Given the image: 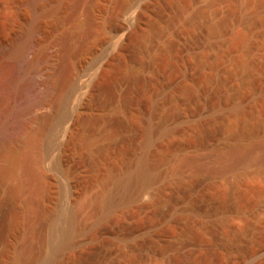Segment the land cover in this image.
<instances>
[{
  "label": "rangeland",
  "instance_id": "374dc122",
  "mask_svg": "<svg viewBox=\"0 0 264 264\" xmlns=\"http://www.w3.org/2000/svg\"><path fill=\"white\" fill-rule=\"evenodd\" d=\"M66 1L45 29L61 56L66 36L80 47L68 60L71 114L39 149L43 215L26 219L28 194L0 182V264L34 237L50 264H264V0ZM32 20L16 3L0 14V39L18 40ZM246 148L241 161L228 155ZM145 152L162 175L125 199L113 180Z\"/></svg>",
  "mask_w": 264,
  "mask_h": 264
},
{
  "label": "bare ground",
  "instance_id": "6f19581e",
  "mask_svg": "<svg viewBox=\"0 0 264 264\" xmlns=\"http://www.w3.org/2000/svg\"><path fill=\"white\" fill-rule=\"evenodd\" d=\"M16 3H19L21 8L31 11L34 14V20L29 23V26L22 32L23 34L20 33L23 36L19 35L21 37H19L18 40L14 39L4 42L0 39V159H3V162L0 164V182L13 180L14 185L11 187V190L14 193L26 192L28 195H26L27 197L25 198V218L32 219L35 218L33 216L37 215V219L40 214H44L43 211L42 213L38 211L37 214V209L35 208V204L38 200L35 198L44 191H42L41 186L42 178L40 179V177L42 176L40 175L39 163L36 165L40 158L39 149L41 148L40 146L43 143L46 132L53 126L59 127L62 125L65 118H68L67 115L71 112L67 113L71 107L69 109L66 108L69 93L67 86L69 75L68 60L70 57H74L80 52V47L79 49L78 47L74 49L72 47L73 40L71 39V45L66 36L62 48L67 50V52L61 56L60 50H58V52L52 51L51 43H49L47 39L48 33L45 29V21L53 19L54 23L51 26V30H53L54 27L56 28L63 17L66 16L65 11L68 5L66 0H0V14L14 9ZM92 6H94V9L92 8V11H94L98 5L95 6L94 4ZM244 18H246V16ZM78 24L79 23L76 25L80 27ZM76 25L75 28L77 27ZM218 28H220V25H217L214 29L218 30ZM37 32L39 34L38 39L35 37ZM30 47L33 48V55L26 66L22 68L23 71L19 73L18 68L16 69L18 66L17 63L22 59L21 57L28 52ZM81 49H83L82 46ZM71 64L72 60L70 65ZM35 72L39 75V78L36 80L32 77L33 73L37 74ZM19 74H21V76H19ZM78 89L79 86H75L73 90L70 91L76 92ZM72 102L69 104L71 105ZM236 107L235 110L239 111L238 107ZM48 108H51L52 111H46ZM66 109H68V111ZM55 139L56 143L57 138ZM262 143L264 145V142ZM250 150L251 148H246L242 151L233 149L228 152V155L234 157V161L238 162L246 158ZM146 154L145 152L138 158V162L135 163V166H132L128 171L126 170L127 172H123L122 175H119V177L117 176V178L113 180L115 193H121L125 199L130 198V196L136 194L145 185L157 180L162 175L159 164L147 158L148 156ZM178 160L174 171L175 174H178L180 169L192 160V157L184 156ZM259 160L263 159L260 158ZM115 195L112 189V192L107 191L106 194L104 192V195H101L102 198L100 196L101 200L99 199V202L103 208L102 216L103 214L106 215L112 208L114 204L113 196ZM71 214L69 217H71ZM77 219L78 217L75 219V217L72 216L69 222L67 221V228L65 227L66 230L64 229V244L66 246L71 243V236L74 231L77 230ZM33 228L34 227L31 229ZM55 231L56 230H54V232ZM60 231H62V229L59 230V232ZM41 238L39 237L38 239ZM53 238L56 240V235ZM61 238H63V235ZM38 239L35 240V237L34 240L33 238L26 239L24 250L18 252L19 254H15V257L12 259L13 261L11 260L13 263H11L31 264L37 262L36 264H46L47 261L42 259V253L44 251V245L48 243H45L47 240L44 238V240L41 239L37 241ZM52 246V249L55 248L54 245Z\"/></svg>",
  "mask_w": 264,
  "mask_h": 264
}]
</instances>
